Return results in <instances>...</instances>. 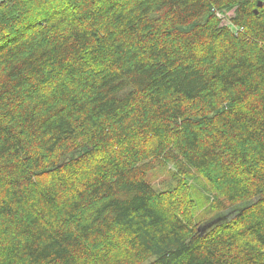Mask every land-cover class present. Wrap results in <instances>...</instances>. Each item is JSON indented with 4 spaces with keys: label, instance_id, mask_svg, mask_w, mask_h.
<instances>
[{
    "label": "trees",
    "instance_id": "1",
    "mask_svg": "<svg viewBox=\"0 0 264 264\" xmlns=\"http://www.w3.org/2000/svg\"><path fill=\"white\" fill-rule=\"evenodd\" d=\"M0 264H264V0L1 3Z\"/></svg>",
    "mask_w": 264,
    "mask_h": 264
},
{
    "label": "rangeland",
    "instance_id": "2",
    "mask_svg": "<svg viewBox=\"0 0 264 264\" xmlns=\"http://www.w3.org/2000/svg\"><path fill=\"white\" fill-rule=\"evenodd\" d=\"M153 179H160V177H163V179L165 178V175H163V173H159L157 174V176L153 175L152 176ZM160 182V180H156L154 181V183ZM195 189L197 190H192V194H193V198L196 201H200V199H202V207L199 210H203L205 208L204 203H205V199H208L209 202L213 201V197L212 194L210 193V191H208V188L205 187H201L200 184H198L197 182H195L194 184ZM200 203V202H199Z\"/></svg>",
    "mask_w": 264,
    "mask_h": 264
},
{
    "label": "built area",
    "instance_id": "3",
    "mask_svg": "<svg viewBox=\"0 0 264 264\" xmlns=\"http://www.w3.org/2000/svg\"><path fill=\"white\" fill-rule=\"evenodd\" d=\"M5 1H7V0H0V4L3 3V2H5Z\"/></svg>",
    "mask_w": 264,
    "mask_h": 264
},
{
    "label": "water",
    "instance_id": "4",
    "mask_svg": "<svg viewBox=\"0 0 264 264\" xmlns=\"http://www.w3.org/2000/svg\"><path fill=\"white\" fill-rule=\"evenodd\" d=\"M260 6H262V5L260 4Z\"/></svg>",
    "mask_w": 264,
    "mask_h": 264
}]
</instances>
